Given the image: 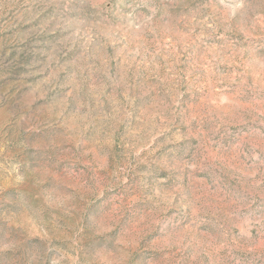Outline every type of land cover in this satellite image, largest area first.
I'll list each match as a JSON object with an SVG mask.
<instances>
[{
    "label": "rangeland",
    "instance_id": "rangeland-1",
    "mask_svg": "<svg viewBox=\"0 0 264 264\" xmlns=\"http://www.w3.org/2000/svg\"><path fill=\"white\" fill-rule=\"evenodd\" d=\"M0 264H264V0H0Z\"/></svg>",
    "mask_w": 264,
    "mask_h": 264
}]
</instances>
